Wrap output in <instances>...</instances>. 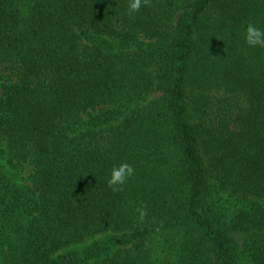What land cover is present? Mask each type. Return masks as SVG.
<instances>
[{
  "label": "trees",
  "instance_id": "16d2710c",
  "mask_svg": "<svg viewBox=\"0 0 264 264\" xmlns=\"http://www.w3.org/2000/svg\"><path fill=\"white\" fill-rule=\"evenodd\" d=\"M128 5L0 0V264H264V0Z\"/></svg>",
  "mask_w": 264,
  "mask_h": 264
},
{
  "label": "clouds",
  "instance_id": "9594fccd",
  "mask_svg": "<svg viewBox=\"0 0 264 264\" xmlns=\"http://www.w3.org/2000/svg\"><path fill=\"white\" fill-rule=\"evenodd\" d=\"M150 2L151 0H129L128 14L132 16L134 13H138L142 7L149 5ZM245 42L250 47L264 48V29L248 23L245 30ZM134 174V167L126 162L119 166H114L108 180V186L112 191H122L123 186ZM137 211L140 213L141 219L147 215L146 207L138 208Z\"/></svg>",
  "mask_w": 264,
  "mask_h": 264
},
{
  "label": "rangeland",
  "instance_id": "374dc122",
  "mask_svg": "<svg viewBox=\"0 0 264 264\" xmlns=\"http://www.w3.org/2000/svg\"><path fill=\"white\" fill-rule=\"evenodd\" d=\"M154 95H158V92L155 93ZM2 155H5V154H4V149H3L1 142H0V156H2ZM4 160L5 159L3 158V161ZM18 170H19V176H18L19 181L23 184H30L29 177L31 174V166L27 162H22L18 166ZM95 238H98V236H96Z\"/></svg>",
  "mask_w": 264,
  "mask_h": 264
}]
</instances>
